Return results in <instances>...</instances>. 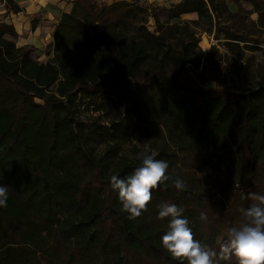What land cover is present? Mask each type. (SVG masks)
I'll list each match as a JSON object with an SVG mask.
<instances>
[{"label":"trees","instance_id":"1","mask_svg":"<svg viewBox=\"0 0 264 264\" xmlns=\"http://www.w3.org/2000/svg\"><path fill=\"white\" fill-rule=\"evenodd\" d=\"M193 13L198 20L173 22ZM223 14H256L250 23L264 30V0H182L169 8L77 0L62 13L42 63L0 23V184L9 187L0 264H180L161 245L169 222L156 218L161 202L183 208L194 238L219 250L227 229L240 225L248 193L264 185V81L205 88L219 82L220 56L213 47L203 53L190 30L213 19L214 36L241 52L248 38L220 27ZM80 99L98 110L122 106L135 131L160 137L155 158L187 188L160 185L148 210L129 220L110 177L140 164L119 154L133 129L123 122L85 129L76 118ZM93 140L108 144L103 153L87 149ZM202 211L207 223L198 219Z\"/></svg>","mask_w":264,"mask_h":264},{"label":"clouds","instance_id":"2","mask_svg":"<svg viewBox=\"0 0 264 264\" xmlns=\"http://www.w3.org/2000/svg\"><path fill=\"white\" fill-rule=\"evenodd\" d=\"M140 162L130 174L121 178L110 177V187L118 190V198L122 205L121 212L127 213L129 220H135L147 211L152 200V190L160 185L172 186L182 192L187 184L179 176L173 178L168 174L169 165L158 160L148 151H140L134 157ZM9 187L0 184V207H7ZM251 203L241 208L242 220L239 226L229 227L222 239L219 250L201 244L193 235L189 220L183 216V208L174 203L161 202L156 205L157 219L169 218L166 232L160 237L163 249L180 264H218L217 257H235L238 264H264V194L248 193ZM199 221L208 222L205 212H200Z\"/></svg>","mask_w":264,"mask_h":264},{"label":"rangeland","instance_id":"3","mask_svg":"<svg viewBox=\"0 0 264 264\" xmlns=\"http://www.w3.org/2000/svg\"><path fill=\"white\" fill-rule=\"evenodd\" d=\"M247 10L251 9V5L242 4ZM229 11L234 14L236 12L235 6L228 5ZM256 14H251L249 19H242L236 15H222L220 17V27H227L230 31L237 35L248 38V43L239 44L240 51H231L227 48L226 40L223 35L218 34L214 36V22L200 21L197 25L190 24V30L199 38L197 47L205 54L213 47L220 56L218 66L220 68L219 82H208L205 88H220L233 87L241 85L247 89L253 88L257 83L264 81V30L259 29L250 22L256 21ZM198 20V16L194 17H180L174 20L175 23L182 24L183 22H193ZM211 28V32L208 29ZM148 30L153 31V22L149 20ZM35 59L40 62V57L33 55ZM77 121L81 122L85 129L95 130L96 128L108 127L111 122H123L129 128L133 129L132 134L125 140L121 141L120 156L130 162L137 161L134 157L140 151H148L150 154H156L157 149L162 143L160 137L146 138L141 133L134 130L135 120L130 116H124L122 113V106L120 108L106 107L98 110L97 107L89 105L88 99L79 100L77 107ZM108 144L100 143L97 140L91 141L87 149L98 155L104 152ZM260 194H264V185L260 188ZM218 264H230L229 258L217 257Z\"/></svg>","mask_w":264,"mask_h":264},{"label":"crops","instance_id":"4","mask_svg":"<svg viewBox=\"0 0 264 264\" xmlns=\"http://www.w3.org/2000/svg\"><path fill=\"white\" fill-rule=\"evenodd\" d=\"M20 8L18 13L8 11L0 1V23L11 25L16 34L17 47H32L40 62L46 63L49 56L45 54L52 42V34L62 15L77 0H13ZM99 4L109 5L115 1L137 2L143 6L169 8L182 0H94ZM185 14L181 17H194Z\"/></svg>","mask_w":264,"mask_h":264},{"label":"built area","instance_id":"5","mask_svg":"<svg viewBox=\"0 0 264 264\" xmlns=\"http://www.w3.org/2000/svg\"><path fill=\"white\" fill-rule=\"evenodd\" d=\"M3 3V2H2ZM4 4V3H3Z\"/></svg>","mask_w":264,"mask_h":264}]
</instances>
